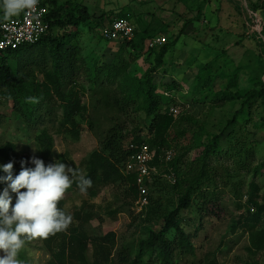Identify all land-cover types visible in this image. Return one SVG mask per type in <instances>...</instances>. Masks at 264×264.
I'll use <instances>...</instances> for the list:
<instances>
[{"label": "rangeland", "instance_id": "obj_1", "mask_svg": "<svg viewBox=\"0 0 264 264\" xmlns=\"http://www.w3.org/2000/svg\"><path fill=\"white\" fill-rule=\"evenodd\" d=\"M53 1L58 5L76 3L85 7L90 15L76 31L77 37L73 41L87 63L74 76L77 85L68 86V90L78 92L85 89L80 101L86 110L83 117L77 118L80 135L75 138L62 126L63 112L60 108L49 114L51 108L43 107L44 124L38 121L34 126H26L23 119L13 113L12 102L0 98V164L12 162L14 175L21 171L24 158L28 159L30 167H34L32 157L39 158L35 138L46 129L53 139V162H64L76 169L78 181L80 174L87 176L90 156L101 150L111 129H121L127 145L138 128L144 129V139L151 136L147 129L151 119L132 111L123 113L111 102L107 104L106 96L112 99L113 88L109 92H92L86 75L87 64L91 66L97 62L102 65L129 59L131 51L123 40L106 42L101 37V29L105 25L116 18L129 16L138 35L165 37L167 42L175 39L184 28L178 44L166 57L165 67L154 77L163 106L170 104L171 113L177 119L173 135H180L181 145L174 151V158L184 154L179 170L182 174H196L198 167L191 163L195 152L188 153V148L203 133V128L207 132L205 141L208 135L219 133L243 103L242 100L220 101L214 98L215 94L225 91L235 75L238 77V90L251 91L253 83L250 77L257 66L264 67L261 47L264 36H258L264 26V14L252 12L249 8V2L260 7L263 0H46L51 9L55 7ZM3 19L8 18H4L0 7V20ZM150 41L151 38H147V46ZM3 56L5 53H0V57ZM145 58L140 57L129 72L142 76L149 68ZM10 63L15 66V62ZM262 78L264 81V76ZM42 81V75L37 74V82ZM172 82H176L179 89L168 93L170 98L167 99L165 85ZM232 129L234 137L221 141V156L212 163L218 188L210 191L217 195L218 206L213 208L214 212L203 211L202 200L196 197L192 207L180 214L179 221L192 235L196 252L195 256L181 257L179 264H264V250L258 253L251 251L249 228L244 227L243 222L237 225L249 209L253 212V208L248 207L252 182L260 187L258 202L264 203V175L255 179L251 172L252 167L264 161L263 100L257 98L246 105L237 124L229 131ZM10 145L14 149L5 159L2 151ZM0 175L5 174L0 172ZM75 182L62 201L63 210L73 217L72 224L65 231L69 233L71 229L80 227L90 239L83 263L93 264L96 246L101 242L98 238L109 232L115 238L111 264H119L117 252L121 248H130L136 254L138 245L149 238L150 231L162 229V221L148 219L145 214L148 209L140 212L135 207L126 182L116 180L107 185L92 184L84 193ZM161 182L160 189L149 192L167 213L177 208L178 194L184 190L183 185L174 188V183L167 178ZM6 187L7 184L0 183V192ZM10 194L15 204L16 195ZM77 213L89 214L91 220L82 223L76 218ZM175 238L176 234L172 232L169 239ZM18 258L23 264L51 263V255L42 238L27 240ZM145 259L148 261L149 258Z\"/></svg>", "mask_w": 264, "mask_h": 264}, {"label": "trees", "instance_id": "obj_2", "mask_svg": "<svg viewBox=\"0 0 264 264\" xmlns=\"http://www.w3.org/2000/svg\"><path fill=\"white\" fill-rule=\"evenodd\" d=\"M44 2L47 3L46 0ZM52 3L55 7L51 9L48 16L50 28L39 43L24 46L14 51L2 52L5 53V56L0 57V98L12 102L13 113L21 117L26 126H34L38 121L40 124H44L46 117L42 115L43 107L51 108L52 111L49 114L54 109L60 108L63 112L62 126L68 133L77 138L80 135L77 118L83 117L86 110L80 101V95L84 93L85 89L82 88L78 92L68 90V86L75 87L77 85L74 76L87 63V60L81 58V50L73 45V41L77 37L76 31L82 24L86 23L90 15L85 7L76 3L65 5H58L55 1ZM249 8L252 12L264 14V0L261 1L260 7L249 2ZM126 17L131 20L129 16L119 18ZM4 20L6 19L0 20V24ZM71 29L74 31H70ZM183 30L184 28L172 41L154 48L146 45L147 38L152 40L154 35H138L135 32L132 41H123L130 48L129 59H118L102 65L97 62L91 66L87 64L86 75L92 92H109L108 90L113 88L112 99L106 96L107 104L111 102L113 107L123 113L132 111L144 115L146 119H151V124L147 127L151 136L144 139L142 137L144 129L138 128L129 143L137 145L146 143L157 152L154 165L159 167L160 175L150 185V190L155 192L156 189H160L161 179L166 178L164 176L171 173H174L176 178L172 186L178 189L183 185L184 190L178 194L177 208L167 213L163 211L158 199L153 198L149 192L150 202L147 207L148 212L145 214L149 217L148 219L157 218V220L162 221L163 227L160 231H150L149 238L141 241L138 245L136 254H134V250L127 247L116 251L119 264H179L181 257L195 256L196 250L192 243V235L181 225L180 214L192 207L196 197L202 200L203 207L201 210L214 212L213 208L218 206V200L215 192H211L210 189L215 190L218 188V184L215 182V171L212 163L214 159L221 156V141L234 137V129L231 132L229 129L234 128L237 124V119L243 114L246 105L257 98H261L264 102V81L262 78L264 67L257 66L255 69L254 75L250 77L253 89L248 92L238 90V77L235 75L230 80L228 88L216 93L214 98L220 101L223 99L226 102L242 100V107L232 116L231 120H228L219 133L208 135L205 141L204 136L207 135V132L203 128V133L192 142L191 147L188 148V153L195 152L191 163L197 165V173L189 175L180 172L179 164L184 158V154L173 158L169 163H161L160 156L165 151L172 150L174 152L178 150L181 143L180 135H173L178 124L177 119L171 113L170 104L166 107L163 106L162 98L158 93L159 85L155 82L154 76L158 70L165 67L166 57L178 44L184 34ZM262 35L264 36V26L258 36ZM261 47L264 52L263 42ZM144 56L149 68L142 76H134L129 70L140 57ZM10 61L15 62V66ZM37 74L43 77L41 83L37 82ZM202 78L200 77V79ZM213 78H210L208 82H211ZM178 89L176 82L166 84V98H170L168 93ZM35 139L39 147L38 157L45 162L46 166L49 163H54L52 159L53 139L47 130L43 129ZM126 141L127 138L123 136L121 129H111L102 143L101 150L95 151L90 156L86 177L90 178L92 184L96 185H107L113 181L122 180L127 183L129 193L135 200L138 195L136 175H125L123 172L124 163L131 154L129 144L127 145ZM12 149L14 146L10 145L2 151L5 159L9 158ZM24 160L28 161L27 158L22 161ZM27 166L30 167L28 164ZM251 172L255 179L264 175V161L252 167ZM75 184L78 187V183L75 182ZM259 192V185L252 182L248 207H252L253 212L249 209L247 214L243 215L241 221L237 223L239 225L243 222L244 227L249 228L251 251L255 253L264 250V203L258 202ZM59 207L62 209L64 207L62 200ZM76 218L82 223H88L91 220L89 214L83 213H77ZM172 232L176 234L174 240L169 239ZM98 239L101 242L96 246L93 264H111L115 249L114 234L109 232ZM42 240L46 250L51 255L50 264H86L83 261L90 239L80 227L71 229L69 233L65 230L58 232L46 239L42 238ZM146 257L149 258L148 261H146Z\"/></svg>", "mask_w": 264, "mask_h": 264}, {"label": "clouds", "instance_id": "obj_3", "mask_svg": "<svg viewBox=\"0 0 264 264\" xmlns=\"http://www.w3.org/2000/svg\"><path fill=\"white\" fill-rule=\"evenodd\" d=\"M38 0H0L4 18L35 10ZM21 161V171L13 174L14 164H0V183L7 187L0 192V264H23L18 258L27 240L46 239L66 230L73 221L71 214L59 207L66 191L74 181L82 193L92 185L90 178L64 162L55 161L47 166L42 159ZM26 190V191H22ZM15 193L16 200L13 204Z\"/></svg>", "mask_w": 264, "mask_h": 264}, {"label": "built area", "instance_id": "obj_4", "mask_svg": "<svg viewBox=\"0 0 264 264\" xmlns=\"http://www.w3.org/2000/svg\"><path fill=\"white\" fill-rule=\"evenodd\" d=\"M50 11L51 7L44 0H38L34 11L26 10V12H21L1 22L0 53L39 43L50 28L48 22ZM134 34L135 27L128 17L116 18L101 29V37L107 42L132 41ZM166 42L165 37L154 38L150 41L149 47L161 46ZM129 149L131 154L124 163L123 172L125 175H136L138 195L134 200V205L140 212H144L150 202L148 198L150 185L160 175L159 167L154 165L157 152L146 143L141 145L131 143ZM173 158L174 152L172 150L165 151L160 156V162L169 163ZM164 177L173 183L176 181L174 173Z\"/></svg>", "mask_w": 264, "mask_h": 264}]
</instances>
